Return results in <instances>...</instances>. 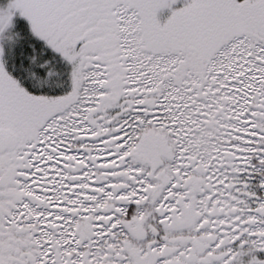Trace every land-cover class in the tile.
<instances>
[{
  "label": "snow or ice",
  "instance_id": "obj_1",
  "mask_svg": "<svg viewBox=\"0 0 264 264\" xmlns=\"http://www.w3.org/2000/svg\"><path fill=\"white\" fill-rule=\"evenodd\" d=\"M0 264H264V0H0Z\"/></svg>",
  "mask_w": 264,
  "mask_h": 264
}]
</instances>
